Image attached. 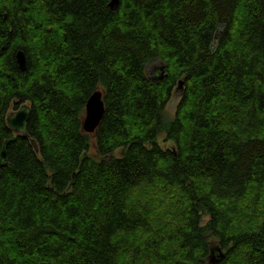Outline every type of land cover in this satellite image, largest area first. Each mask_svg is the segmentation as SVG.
Returning a JSON list of instances; mask_svg holds the SVG:
<instances>
[{
    "label": "trees",
    "instance_id": "trees-1",
    "mask_svg": "<svg viewBox=\"0 0 264 264\" xmlns=\"http://www.w3.org/2000/svg\"><path fill=\"white\" fill-rule=\"evenodd\" d=\"M111 1L0 0V264H264V0Z\"/></svg>",
    "mask_w": 264,
    "mask_h": 264
},
{
    "label": "water",
    "instance_id": "water-1",
    "mask_svg": "<svg viewBox=\"0 0 264 264\" xmlns=\"http://www.w3.org/2000/svg\"><path fill=\"white\" fill-rule=\"evenodd\" d=\"M119 4V0H112L109 4L111 10H116ZM17 63L21 70H26L27 60L25 54L19 51L16 55ZM160 77V76H159ZM182 87V83L179 84ZM103 91L96 90L89 98L86 108L85 115L82 120V130L88 135H95L105 114V104L103 101ZM31 113V107L23 105L18 110L11 112L7 117L8 127L13 131L14 134L19 136H28L27 123L29 121ZM16 138L8 139L4 142L1 153H0V166L5 167L8 165V146L14 142ZM36 152H39L36 141L32 140ZM224 259V254L221 249L216 248L211 250L209 262L211 264H220Z\"/></svg>",
    "mask_w": 264,
    "mask_h": 264
},
{
    "label": "rangeland",
    "instance_id": "rangeland-1",
    "mask_svg": "<svg viewBox=\"0 0 264 264\" xmlns=\"http://www.w3.org/2000/svg\"><path fill=\"white\" fill-rule=\"evenodd\" d=\"M161 71H162V63H160V62H154V63L148 65V67H147V74H148L149 78H151V79H154L156 76L157 77L160 76ZM101 91H103V90H101ZM181 94H182V87L178 86L174 92L172 99L170 100V103L168 104V106L166 108V111L164 114L165 120L171 121L174 118V115L176 113L177 105H178V102L180 100ZM13 111H15V110H12L11 112H13ZM84 115H85V112L82 114V116H84ZM89 136H94V134L89 135ZM165 138L166 137L164 134L159 136L157 141L160 144V146L165 148V149L172 148L174 146V143L173 142H165V140H166ZM89 155H92V156L96 155L97 156L95 146H94V141H92V143H91V150H90ZM116 156H118V157L121 156V154H119V151L117 152ZM204 222H206V218L204 219Z\"/></svg>",
    "mask_w": 264,
    "mask_h": 264
}]
</instances>
